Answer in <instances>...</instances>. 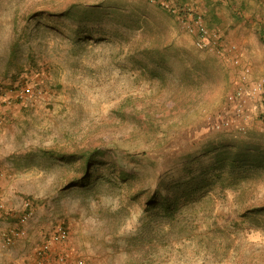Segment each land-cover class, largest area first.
<instances>
[{
  "label": "rangeland",
  "instance_id": "obj_1",
  "mask_svg": "<svg viewBox=\"0 0 264 264\" xmlns=\"http://www.w3.org/2000/svg\"><path fill=\"white\" fill-rule=\"evenodd\" d=\"M198 4L207 26L243 50L252 78L264 76V0ZM215 6L219 20L210 13ZM66 8L72 16L60 14ZM243 29L251 31L245 41ZM158 47L161 62L151 61ZM34 67L28 82L37 81L36 95L0 103V264H32L34 247L58 221L68 230L61 248L71 264H264V167L218 172L202 198L183 203L169 221L144 210L159 182L209 170L225 149L264 158V95L245 93L242 117L227 98L239 67L196 50L157 4L0 0V84L14 85ZM186 68L187 108L167 94L170 84L185 91ZM232 116L230 126H216ZM57 148L99 149L137 179L63 188L68 174L45 154ZM26 201L33 208L24 237L4 246L1 231Z\"/></svg>",
  "mask_w": 264,
  "mask_h": 264
},
{
  "label": "trees",
  "instance_id": "obj_2",
  "mask_svg": "<svg viewBox=\"0 0 264 264\" xmlns=\"http://www.w3.org/2000/svg\"><path fill=\"white\" fill-rule=\"evenodd\" d=\"M180 4V3H179ZM158 5V4H157ZM159 6V5H158ZM167 15L173 16L169 10L159 6ZM38 13L34 14L37 16ZM57 14V13H56ZM61 15L72 16L70 14L69 8H66L61 11ZM79 23L81 20L86 19V16H79ZM170 44V43H167ZM163 46V45H162ZM169 46V45H168ZM167 45H164V50L169 48ZM159 48L151 49L154 51L152 53L151 61L160 60V56L158 55ZM161 55V53H160ZM214 55V54H213ZM217 58L225 60L224 55H214ZM161 62V60H160ZM38 71L37 67L32 68L29 72H25L21 74L20 77L16 78V81L13 84L11 83H3L1 82V100L0 103L11 101L16 104H21L23 101L17 97V92L21 89L25 90L27 95L35 96L39 91L40 86H38L37 81L32 79V83L30 84L28 81V75L36 73ZM185 76V91L179 94H176L177 91H172V85H169V91H167L168 99L173 102L175 105L185 106L187 108L189 103L193 101V95L187 91V86L191 83V79L188 75L191 74L189 68L184 70ZM187 74V75H186ZM24 76V79L23 77ZM163 78H161L162 80ZM30 87H28V84ZM178 88V86H177ZM15 104V105H16ZM5 110H9L7 105H4ZM10 116V113L5 115L6 118ZM78 151V150H75ZM67 151L63 148H57V150H47L45 154L53 159L60 160V164L64 167V177L66 174L67 181L64 184L63 188H86L92 185L98 184H111L113 177H116L121 183L127 182V180L137 179L133 173L126 172L125 170L116 167L114 163H110V161L104 160L105 153L100 151L99 149H91L85 151ZM217 157V165L211 166L208 169H201L197 174L191 175L186 180L175 181L172 183L161 184L159 182L157 189L153 191L151 195L145 196V207L144 210L147 212H152L156 217H162L166 221H169L176 213L177 210L180 209L183 203L189 202V200L195 198V196H200L202 198L201 191L205 188L207 182H215L217 178H219L218 172H227L229 174H235L237 172H242L245 168H263L264 167V158L259 156L250 155V153L245 154L243 152H234L230 150H223L220 153L216 154ZM241 169V170H240ZM70 174V175H69ZM69 178V179H68ZM128 183V186L131 184ZM165 190L166 195H162L160 190ZM141 194V190L137 189V191H133L131 193V198H137ZM27 207L22 210L23 212L32 211V202L26 201ZM14 216V215H13ZM19 216V215H18ZM11 217V215L9 216Z\"/></svg>",
  "mask_w": 264,
  "mask_h": 264
},
{
  "label": "built area",
  "instance_id": "obj_3",
  "mask_svg": "<svg viewBox=\"0 0 264 264\" xmlns=\"http://www.w3.org/2000/svg\"><path fill=\"white\" fill-rule=\"evenodd\" d=\"M166 8L173 15L178 27L191 37L193 47L201 52L214 55H224L225 59L232 66L239 67L238 76L234 87L227 93V98L231 103V109L235 117L243 115V106L245 100L242 99L245 93L252 94L255 91L264 95V76L257 79L252 78L251 68L242 63L241 50L235 43L226 41L217 29H211L207 26L204 18V11L199 7L198 0H141ZM180 3V4H179ZM0 87V100H1ZM17 97L24 101L30 97L26 91L21 89L17 92ZM235 117L222 118L217 127L230 126ZM242 125H238V130H243ZM3 172L0 170V176ZM27 207V202L23 203V210ZM4 208L0 200V211ZM32 211L21 212L16 222L12 223L6 229L1 231V239L4 246H10L15 241L24 237V228L22 224ZM13 215L12 212H8ZM68 237V230L62 221L55 223L43 237L38 245L33 249L32 264H71L69 254L64 248H61L62 242Z\"/></svg>",
  "mask_w": 264,
  "mask_h": 264
},
{
  "label": "crops",
  "instance_id": "obj_4",
  "mask_svg": "<svg viewBox=\"0 0 264 264\" xmlns=\"http://www.w3.org/2000/svg\"><path fill=\"white\" fill-rule=\"evenodd\" d=\"M211 14H212V16H213V18L215 19V20H219V18L221 17V15L223 14L221 11L220 12H218V7H214V12H210ZM242 33H244V34H246L245 35V37H243V40L245 41V39H246V37L248 36V35H250L251 34V31H250V29L248 30V29H243L242 31H241ZM243 54V50H242V52H241V55ZM247 63H249L248 61H247ZM2 264V263H1Z\"/></svg>",
  "mask_w": 264,
  "mask_h": 264
}]
</instances>
